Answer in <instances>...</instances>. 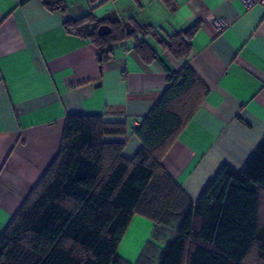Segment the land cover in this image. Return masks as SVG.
Here are the masks:
<instances>
[{"label": "crops", "instance_id": "crops-1", "mask_svg": "<svg viewBox=\"0 0 264 264\" xmlns=\"http://www.w3.org/2000/svg\"><path fill=\"white\" fill-rule=\"evenodd\" d=\"M64 1L74 18L94 12L124 28L136 21L163 38L198 25L194 52L177 59L149 35L159 57L145 62L131 37L116 43L101 67L96 47L65 26L62 11H49L40 0H0V236L57 156L69 114L123 123L126 134L105 140L123 143V155L132 159L142 147L135 120L151 112L170 73L186 63L209 93L162 164L193 201L223 165L244 168L264 138L263 6L247 9L242 0ZM219 20L228 26L220 30ZM137 224L146 232L136 256L131 260L118 249L130 263L155 228L135 216L121 244ZM169 238H162L161 249Z\"/></svg>", "mask_w": 264, "mask_h": 264}, {"label": "trees", "instance_id": "trees-1", "mask_svg": "<svg viewBox=\"0 0 264 264\" xmlns=\"http://www.w3.org/2000/svg\"><path fill=\"white\" fill-rule=\"evenodd\" d=\"M40 1L62 11L65 26L96 47L101 67L113 58L114 45L131 37L145 62L159 57L149 35L177 59L194 52L198 25L163 38L148 24L124 28L94 12L74 18L64 0ZM102 24L112 32L100 35ZM168 79L134 127L142 147L132 159L123 155V143L105 140L126 134L123 123L67 116L57 156L0 236V264H264V138L243 169L223 165L193 201L162 160L209 89L188 63ZM135 216L155 223L153 235L160 229L161 239L170 238L164 249L149 240L130 263L118 249Z\"/></svg>", "mask_w": 264, "mask_h": 264}, {"label": "rangeland", "instance_id": "rangeland-1", "mask_svg": "<svg viewBox=\"0 0 264 264\" xmlns=\"http://www.w3.org/2000/svg\"><path fill=\"white\" fill-rule=\"evenodd\" d=\"M142 218L151 222V220L147 218L144 217ZM145 232H146L145 225L137 224L135 228H133V230L129 231V236H126L121 246H119V253L125 256L126 258H130L132 260L134 256H136L135 252H137L136 250L138 248V245H140L139 243L141 241V237L144 235ZM161 234H162L161 230L157 229V231L154 233V235H152V238L150 240H152L155 245H160L162 243ZM136 260L137 258L133 262L135 263ZM145 262H149V264H155L156 260H150Z\"/></svg>", "mask_w": 264, "mask_h": 264}, {"label": "built area", "instance_id": "built-area-1", "mask_svg": "<svg viewBox=\"0 0 264 264\" xmlns=\"http://www.w3.org/2000/svg\"><path fill=\"white\" fill-rule=\"evenodd\" d=\"M242 2L247 9H251L255 5H261L264 7V0H242ZM216 25L220 30H223L226 26H228V23L224 20H219L216 22ZM135 125H139V121L135 120Z\"/></svg>", "mask_w": 264, "mask_h": 264}, {"label": "water", "instance_id": "water-1", "mask_svg": "<svg viewBox=\"0 0 264 264\" xmlns=\"http://www.w3.org/2000/svg\"><path fill=\"white\" fill-rule=\"evenodd\" d=\"M98 32L100 35L109 34L111 32V27L109 25L103 24L99 27Z\"/></svg>", "mask_w": 264, "mask_h": 264}]
</instances>
